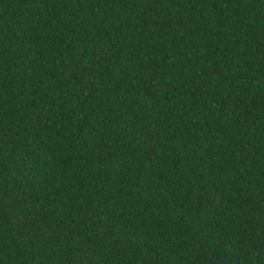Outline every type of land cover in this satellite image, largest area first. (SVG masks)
I'll list each match as a JSON object with an SVG mask.
<instances>
[{"label":"trees","instance_id":"16d2710c","mask_svg":"<svg viewBox=\"0 0 264 264\" xmlns=\"http://www.w3.org/2000/svg\"><path fill=\"white\" fill-rule=\"evenodd\" d=\"M0 264H264V0H0Z\"/></svg>","mask_w":264,"mask_h":264}]
</instances>
